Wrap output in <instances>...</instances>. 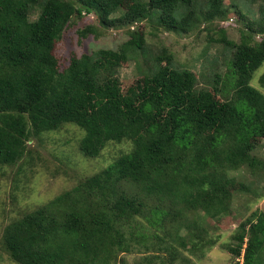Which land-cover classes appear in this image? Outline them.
Wrapping results in <instances>:
<instances>
[{"label":"trees","instance_id":"obj_1","mask_svg":"<svg viewBox=\"0 0 264 264\" xmlns=\"http://www.w3.org/2000/svg\"><path fill=\"white\" fill-rule=\"evenodd\" d=\"M260 1V16L239 43L220 29V41L231 48V83L221 100L167 51L152 58L142 93L124 94L118 68L144 49L138 31L118 50L75 56L63 69L55 51L73 18L94 14L104 27L149 20L186 34L202 20L228 17L224 0H0V166L21 161L31 136L69 123L85 131L80 150L88 158H99L111 143L132 145L7 225L2 242L14 261L129 264L122 255L137 253L135 264H193L215 245L203 240L197 220L227 213L234 198L229 173L245 166L255 172L261 164L252 151L264 137V94L251 85L264 66ZM246 238L244 264H264L263 213L243 224L239 246L230 248L236 257Z\"/></svg>","mask_w":264,"mask_h":264},{"label":"rangeland","instance_id":"obj_2","mask_svg":"<svg viewBox=\"0 0 264 264\" xmlns=\"http://www.w3.org/2000/svg\"><path fill=\"white\" fill-rule=\"evenodd\" d=\"M261 4L260 0H224V5L229 9L228 17L213 22L202 20L194 31L186 34L167 30L149 20L132 26L104 27L96 15L89 14L72 19L58 41L55 55L63 69L70 65L75 56L79 58L100 49L118 50L130 40L131 31H138L143 34L144 49L137 53V58L122 61L118 68L124 94H141L144 76L154 63L152 58L167 51L176 67L195 73L200 88L216 93L223 100L221 89L226 83H231L227 77L231 48L220 41V29L226 31L229 40L239 43L244 31L248 32L250 25L253 26L260 16ZM36 17L34 15L32 18ZM86 27L95 28L96 34L80 36L79 32ZM254 40H261V37ZM263 72L264 66L255 72L251 85L264 94L260 84ZM84 135V130L69 123L57 131L31 136L27 153L21 161L0 166V264H19L10 257L2 242L7 225L70 191L79 182L99 173L132 149L129 142L111 143L99 158H88L80 150ZM252 153L261 161L255 172L245 166L229 173L232 178L229 190L234 194L231 209L214 219L204 217L197 220L206 232L203 240H214L215 245L204 250L205 254H201V258L194 260L193 264H244L248 238L242 246L241 257L233 255L230 248L239 246L243 224L250 218L256 219L261 213L264 214V137L259 139ZM184 251L191 254L186 248ZM122 257L129 264H135L140 255L123 254Z\"/></svg>","mask_w":264,"mask_h":264}]
</instances>
